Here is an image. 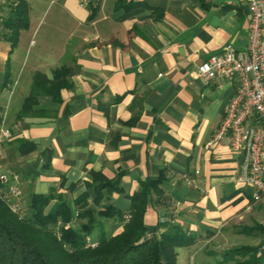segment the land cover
Listing matches in <instances>:
<instances>
[{
    "label": "crops",
    "instance_id": "obj_1",
    "mask_svg": "<svg viewBox=\"0 0 264 264\" xmlns=\"http://www.w3.org/2000/svg\"><path fill=\"white\" fill-rule=\"evenodd\" d=\"M25 1L28 25L16 32L6 22ZM248 0H100L82 7L78 0H0V117L12 129L0 156V172L15 184L27 212L33 194H52L46 212L68 202L77 228L81 197L93 204V172L121 176V192L103 200L123 212L131 196L149 179L145 222L149 236L174 233L179 226L196 232L189 246L205 264L229 249L259 246L264 260V195L245 182V154L226 139L212 141L234 96L236 80H206L199 64L228 44L247 43ZM17 33L16 43L11 37ZM70 70L61 100L41 96L22 118L35 75L53 79ZM25 138L35 148L21 154L15 144ZM90 241L103 231L123 230L119 217L102 218ZM219 237L231 246L207 248ZM210 246V245H209ZM204 248V249H205ZM194 254V253H193ZM222 260V259H221Z\"/></svg>",
    "mask_w": 264,
    "mask_h": 264
},
{
    "label": "trees",
    "instance_id": "obj_2",
    "mask_svg": "<svg viewBox=\"0 0 264 264\" xmlns=\"http://www.w3.org/2000/svg\"><path fill=\"white\" fill-rule=\"evenodd\" d=\"M27 5L25 1L12 11L7 26L14 32L26 27ZM16 43L17 33L11 37ZM70 70L63 68L55 71L53 79L38 72L31 93L19 111L18 118L28 114L41 96H49L55 102L61 100V90L69 87L67 76ZM4 84H0L3 88ZM18 151L26 154L35 144L25 138L17 139ZM93 186L96 197L93 204L88 203V195L81 197L82 209L77 217L85 219L74 228L68 226L73 220V212L68 202L61 203L55 211L46 212L53 198L52 194H33L27 212L12 209L0 191V264H179L177 248L189 246L198 238L196 232L179 226L174 233L162 232L160 236H149L145 213L148 193L158 184L149 179L131 198L128 217L107 204L103 210L96 207L109 201L114 192H121V176L107 178L101 172H93ZM119 217L124 221L123 230L117 234L103 231L96 243L90 241L96 227L102 225V218ZM260 247L244 245L225 252L232 255L236 264H264Z\"/></svg>",
    "mask_w": 264,
    "mask_h": 264
},
{
    "label": "built area",
    "instance_id": "obj_3",
    "mask_svg": "<svg viewBox=\"0 0 264 264\" xmlns=\"http://www.w3.org/2000/svg\"><path fill=\"white\" fill-rule=\"evenodd\" d=\"M100 0H78L82 7L94 6ZM250 20L247 26V43L241 50L228 44L221 52L201 62L198 73L206 80L220 78L236 80L234 96L225 108L222 124L209 142L226 139L235 152L245 154L248 173L245 182L254 190V198L264 195V0H248ZM12 129L6 116L0 117V156ZM7 182L0 172L1 183ZM14 211L22 212L19 201L21 191L12 184L3 192Z\"/></svg>",
    "mask_w": 264,
    "mask_h": 264
},
{
    "label": "rangeland",
    "instance_id": "obj_4",
    "mask_svg": "<svg viewBox=\"0 0 264 264\" xmlns=\"http://www.w3.org/2000/svg\"><path fill=\"white\" fill-rule=\"evenodd\" d=\"M8 124V123H7ZM9 125V124H8ZM22 213H25L22 209ZM205 241L201 240L200 243L198 244L199 247V252L198 253H191L187 252L185 250H181V258L178 260L179 264H205L206 259L209 258V256L206 254V246H204ZM210 245V246H209ZM208 245V249L211 248L214 251H217L218 253L223 251L225 248L231 246L229 244H225L224 242H221L219 237H216L211 244ZM205 248V249H204ZM222 259V260H221ZM219 261H225L227 264H236L235 260L232 259V255H225L222 254L219 258H217V262Z\"/></svg>",
    "mask_w": 264,
    "mask_h": 264
}]
</instances>
